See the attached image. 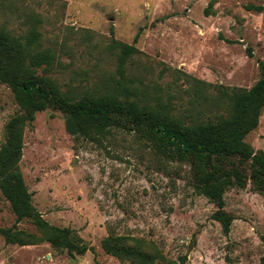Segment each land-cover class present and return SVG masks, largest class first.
Instances as JSON below:
<instances>
[{"label":"rangeland","instance_id":"374dc122","mask_svg":"<svg viewBox=\"0 0 264 264\" xmlns=\"http://www.w3.org/2000/svg\"><path fill=\"white\" fill-rule=\"evenodd\" d=\"M248 4L264 0H0V28L38 30L40 46L56 54L46 73L79 93L104 91L119 77L113 40L134 44L126 75L137 96L169 102L190 121L214 117L219 86L249 88L262 77L264 11ZM19 111L0 81V145ZM245 139L264 150V108ZM20 166L44 218L72 228L88 249L53 246L30 219L17 222L0 189V264H135L103 249L109 234L124 236L155 264H264V192L252 179L224 193L234 216L226 234L212 217L217 205L195 190L190 163L160 154L133 131L99 141L75 136L65 113L49 107L25 129ZM3 228L39 241L7 242Z\"/></svg>","mask_w":264,"mask_h":264},{"label":"trees","instance_id":"16d2710c","mask_svg":"<svg viewBox=\"0 0 264 264\" xmlns=\"http://www.w3.org/2000/svg\"><path fill=\"white\" fill-rule=\"evenodd\" d=\"M247 7L264 11V5ZM110 46L117 50L119 77L104 91L79 93L62 89L46 73V68L56 62V54L51 48L40 46L38 30L17 35L0 28V81L11 88L20 108L7 122L5 140L0 145V189L17 222L30 219L42 232V238L53 246L78 254L88 249L72 228L53 225L44 218L33 203L20 166L26 127L33 123L37 112L55 107L65 113L66 129L75 136L99 141L116 130L133 131L160 154L190 163L195 190L217 205L212 217L228 234L234 216L225 210L226 190L243 187L252 179L255 188L264 192V150H254L245 139L259 124L264 108V63L261 62L262 77L251 87L217 88L211 99L219 108L214 117L186 121L173 112L169 102L152 104L137 96L134 79L126 75L127 63L138 50L134 44L113 40ZM197 97L210 101L199 89ZM1 232L11 243L25 245L39 241L21 230L3 228ZM102 247L122 260L155 264L153 257L127 245L121 235L109 234Z\"/></svg>","mask_w":264,"mask_h":264}]
</instances>
